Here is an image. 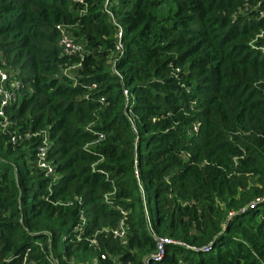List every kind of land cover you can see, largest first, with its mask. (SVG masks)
<instances>
[{"label": "trees", "instance_id": "obj_1", "mask_svg": "<svg viewBox=\"0 0 264 264\" xmlns=\"http://www.w3.org/2000/svg\"><path fill=\"white\" fill-rule=\"evenodd\" d=\"M110 2L0 0V264H264V0Z\"/></svg>", "mask_w": 264, "mask_h": 264}, {"label": "built area", "instance_id": "obj_2", "mask_svg": "<svg viewBox=\"0 0 264 264\" xmlns=\"http://www.w3.org/2000/svg\"><path fill=\"white\" fill-rule=\"evenodd\" d=\"M78 3H82V0H74ZM104 1V13L107 14L109 17L110 23L116 27L117 29V38L118 40L121 39V28L118 26L113 14L110 11V0H103ZM60 45L62 46L63 53L66 55H76L81 52L80 46L76 45L71 38L68 36L67 33L61 32V40ZM121 47L120 44L117 45V48L119 49ZM18 97L17 92V84L14 82L9 81V77L6 73L2 71L0 68V119H1V125L0 130L1 132H4L6 130H10L13 126H15L14 122H12L10 119L6 116V110L7 108L16 102V99ZM34 135L25 132V133H12L10 135V141L11 143H18L23 142L26 140L31 139ZM103 139V135L99 134L97 141H101ZM46 144V139H43V145L39 148L38 154H37V165L40 169L46 171L48 175H51L53 173V169L47 162V148L44 146ZM114 238L123 240L125 236V227L121 223L118 227V229L114 230L112 232ZM163 251L162 246L159 247V254L157 255V259H160L162 257Z\"/></svg>", "mask_w": 264, "mask_h": 264}]
</instances>
